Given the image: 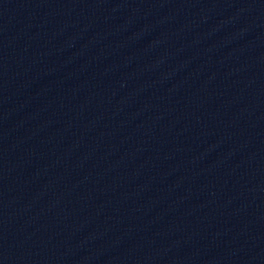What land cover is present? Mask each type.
Wrapping results in <instances>:
<instances>
[{
  "label": "water",
  "instance_id": "95a60500",
  "mask_svg": "<svg viewBox=\"0 0 264 264\" xmlns=\"http://www.w3.org/2000/svg\"><path fill=\"white\" fill-rule=\"evenodd\" d=\"M0 264H264V0H0Z\"/></svg>",
  "mask_w": 264,
  "mask_h": 264
}]
</instances>
